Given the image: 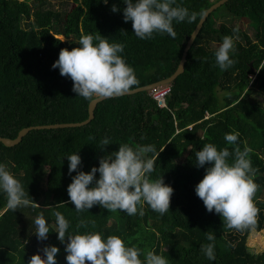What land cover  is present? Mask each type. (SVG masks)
Here are the masks:
<instances>
[{
  "label": "trees",
  "instance_id": "obj_1",
  "mask_svg": "<svg viewBox=\"0 0 264 264\" xmlns=\"http://www.w3.org/2000/svg\"><path fill=\"white\" fill-rule=\"evenodd\" d=\"M53 1L64 0H0L2 137L15 139L27 127L87 120L89 104L97 97L77 96L73 81L52 68L60 50L79 47L82 35L99 32L110 43L124 44L120 55L139 80L133 89L143 87L175 73L202 18L199 13L205 14L218 0H176V5L197 13L196 20L174 21L175 38L154 34L151 40L138 38L132 22L124 21V0H107L106 4L104 0H73L64 10L56 9ZM114 5L116 12L111 10ZM241 19L250 20L255 39L237 23ZM225 36L239 38L234 39L235 52L230 53L236 63L222 71L215 52ZM165 87L169 91L164 105L158 104L152 90L107 98L97 104L94 119L86 125L31 130L14 147L0 142V164L22 183L27 198L39 205L13 211L0 190V264H28L34 254L44 257L46 246L58 247L57 264H67L68 241L61 243L57 238L56 211L68 220L71 234L95 231L104 239L117 235L126 246L163 255L168 264H264V251L254 253L247 243L252 231L264 229V107L253 99V95L264 96V0H229L214 10L189 50L184 73ZM235 131L240 133L238 146L253 150L250 159L258 168V223L243 232L223 227L222 217L214 210L209 213L195 192L211 166L197 167L195 153L207 143L232 151L236 145H229L224 137ZM104 138L110 144L102 150ZM123 143L154 145L159 153L150 179L162 177L174 189L169 211L163 216L147 204L143 216H129L100 205L77 212L70 202L67 188L77 172L69 174L67 156L78 154L82 162L78 171L90 172L99 167L100 158L118 151ZM180 158L182 163L177 162ZM41 211L50 230L43 241L34 223ZM82 219L95 221V227L88 224L78 229ZM207 231L216 237L214 260L201 251V245L211 243ZM140 259H145L143 252Z\"/></svg>",
  "mask_w": 264,
  "mask_h": 264
},
{
  "label": "clouds",
  "instance_id": "obj_2",
  "mask_svg": "<svg viewBox=\"0 0 264 264\" xmlns=\"http://www.w3.org/2000/svg\"><path fill=\"white\" fill-rule=\"evenodd\" d=\"M124 3L127 5L123 10L124 21L132 22L134 33L140 39L151 40L154 34H168L175 38L174 21L180 23L187 20L192 23L197 18V13H189L187 8L176 5V0H124ZM111 10L118 11L115 5ZM199 15L203 16L204 12L201 11ZM237 31L233 29L234 33ZM121 32L126 34L123 30ZM238 38L225 36L215 52L216 65L222 71L236 63L230 58V53L235 52L234 39ZM79 45L71 50L61 49L58 60L52 65L53 69H59L61 76L73 81L72 91L77 96L86 100L119 97L139 85L134 69L120 55L124 51V44L110 43L108 38L97 32L95 35H82ZM239 136L240 133L235 131L224 137L229 145H236L232 151L227 147L218 150L214 144L207 143L195 153L197 167L211 165L205 169V175L195 186V192L209 213L214 210L222 217L223 227L243 232L255 229L258 223L260 210L256 206L255 196L259 185L255 182L258 168L252 166L250 159L253 150L247 146L241 150L237 144ZM109 144L110 140L104 138L100 141V148L103 150ZM149 153L153 156L149 157ZM157 155L159 153L154 145L131 146L123 143L118 151L100 158L99 167H93L90 172L78 171L82 163L78 154L67 156L69 174L77 172L67 188L70 202L77 212L100 205L110 212L119 210L129 216H143L144 205L147 204L163 216L169 211L174 189L166 185L162 177L150 179ZM229 157L233 158L232 163H229ZM97 172L99 179H96ZM0 190L6 193L7 207L13 211L19 207H39L33 199L27 198L28 193L22 183L4 164H0ZM54 215L58 240L63 243L67 238L68 241L65 248L67 264H168L163 255L136 245L126 246L125 241L117 235L104 239L102 233L95 231L71 234L64 215L59 211ZM34 223L38 239L46 240L50 230L43 211ZM88 224L95 227V221L82 219L77 228H86ZM205 235L211 243L201 245V251L209 260H214L216 237L212 231L205 232ZM42 251L46 258L34 254L28 264H57L58 247L46 246ZM142 252L145 254L143 261L140 259Z\"/></svg>",
  "mask_w": 264,
  "mask_h": 264
},
{
  "label": "water",
  "instance_id": "obj_3",
  "mask_svg": "<svg viewBox=\"0 0 264 264\" xmlns=\"http://www.w3.org/2000/svg\"><path fill=\"white\" fill-rule=\"evenodd\" d=\"M229 0H218L216 3H214L206 12L205 14L202 16V18L200 19L199 23L197 24L195 30L192 32L181 57V60L179 62L178 68L175 71V73L168 77L165 78L161 81L155 82L153 84H149L143 87H139V88H135L132 89L131 91H129L127 94L125 95H130V94H136L142 91H150L154 88H158V87H162L165 86L167 84H171L172 82H174L176 80V78L178 76H180L182 73H184L185 71V65L187 62V56L189 53V50L191 49L192 45L195 42V39L197 37V35L199 34L201 28L203 27L205 21L207 20V17L217 8H219L220 6H222L223 4H225L226 2H228ZM123 96V95H122ZM104 99L107 98H102V97H97L95 99H93L90 104H89V116L87 118V120L83 121V122H77V123H64V124H52V125H41V126H32V127H27V128H23L18 136L15 139H11V138H6V137H2L0 136V142L3 143L6 147H14L18 144H20V142L23 140V138L31 131V130H39V129H58V128H65V127H79V126H83L86 125L88 123H90V121L92 119H94L95 117V109L97 107V104L101 101H103Z\"/></svg>",
  "mask_w": 264,
  "mask_h": 264
},
{
  "label": "rangeland",
  "instance_id": "obj_4",
  "mask_svg": "<svg viewBox=\"0 0 264 264\" xmlns=\"http://www.w3.org/2000/svg\"><path fill=\"white\" fill-rule=\"evenodd\" d=\"M72 1L73 0L53 1L51 3L56 9L64 10L68 6L71 7ZM237 23L239 25L241 24L242 30L247 31L252 39H255V36H253L254 30L251 27L253 25H252V23H250V20L241 19V21L239 20ZM61 39L64 40L63 37H61ZM213 46H215V45H213ZM219 93L222 96L223 91L219 90ZM253 99L257 100L264 107V96H261V95H258V94L257 95H253ZM177 162L178 163H182L183 159H181V158L177 159ZM247 243H248L249 249L252 252H254V253L263 252L264 251V229L261 232L252 231V233L249 235V237L247 239ZM41 257L44 258L43 256H41Z\"/></svg>",
  "mask_w": 264,
  "mask_h": 264
},
{
  "label": "built area",
  "instance_id": "obj_5",
  "mask_svg": "<svg viewBox=\"0 0 264 264\" xmlns=\"http://www.w3.org/2000/svg\"><path fill=\"white\" fill-rule=\"evenodd\" d=\"M165 86L152 89V95L157 100L159 105H164L166 102L165 97L169 91V88Z\"/></svg>",
  "mask_w": 264,
  "mask_h": 264
}]
</instances>
